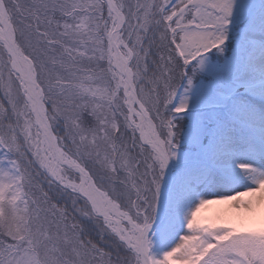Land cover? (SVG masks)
<instances>
[{
    "label": "snow or ice",
    "instance_id": "1",
    "mask_svg": "<svg viewBox=\"0 0 264 264\" xmlns=\"http://www.w3.org/2000/svg\"><path fill=\"white\" fill-rule=\"evenodd\" d=\"M0 264H264V0H0Z\"/></svg>",
    "mask_w": 264,
    "mask_h": 264
}]
</instances>
